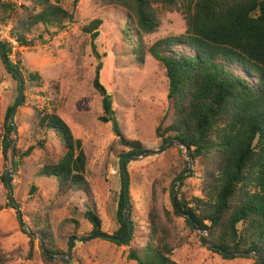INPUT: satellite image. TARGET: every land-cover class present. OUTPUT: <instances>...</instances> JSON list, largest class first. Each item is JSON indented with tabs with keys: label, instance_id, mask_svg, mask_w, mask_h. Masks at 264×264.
I'll return each instance as SVG.
<instances>
[{
	"label": "trees",
	"instance_id": "16d2710c",
	"mask_svg": "<svg viewBox=\"0 0 264 264\" xmlns=\"http://www.w3.org/2000/svg\"><path fill=\"white\" fill-rule=\"evenodd\" d=\"M16 1L0 0V24L13 20L10 36L18 47L35 46L37 41L30 35L39 25L53 37L74 22V11L62 6L63 0H22L32 6L22 5L21 12L15 7ZM102 1L127 11V28L131 31L127 34L140 43L137 52L142 51L141 57L145 54L144 37L156 33L160 27L154 4L175 7L183 2L186 33L158 40L148 48V54L164 71L168 84V108L156 128V137L164 142L180 140L185 145L187 158L201 168L202 196L177 197L178 208L188 217L180 215L174 204L173 211L193 230L192 219L205 233L208 249L223 259L248 258L254 259L256 264H260L261 259L264 264V0ZM77 4L78 0H75L74 8ZM38 7L42 9L37 11ZM102 24V20L95 19L84 28L93 43L100 35ZM39 39L43 37L39 36ZM3 43L12 66L23 78L24 90L41 87V75L26 69L18 53L17 60H13V44ZM102 68L101 62L96 69L94 87L103 97L104 114L99 120L109 123L116 120L115 111L112 96L104 94L100 82ZM54 88L58 90L59 85L55 84ZM31 121V137L36 144L26 150L16 147L13 151L15 165L22 166L24 159L35 149L47 150L52 133L59 147L58 150L52 148L54 156L45 160L40 174L57 179L60 196L82 186L88 173V157L82 140L75 137L54 107H34ZM12 133H15L14 126L9 127L8 136ZM117 135L119 145L128 149L122 158L146 152L140 140H129L119 126ZM178 148L183 155V150L180 146ZM183 162L184 170L175 175L174 182L182 181L189 169L187 159ZM152 201L144 255L138 249H131L127 261L178 264L172 259L171 229L156 206V191L152 194ZM10 206L16 209L13 203ZM124 207L122 187L117 210L119 227L113 233L118 238L126 237L129 231L122 219ZM164 214L170 224V213L165 210ZM85 218L93 227L92 235L104 234L103 222L98 215L87 211ZM27 226L33 241L39 240L46 262L54 263L46 251L52 256H67L57 247L49 224L37 221L34 227ZM3 261L0 248V264ZM56 263L71 264V261Z\"/></svg>",
	"mask_w": 264,
	"mask_h": 264
},
{
	"label": "rangeland",
	"instance_id": "374dc122",
	"mask_svg": "<svg viewBox=\"0 0 264 264\" xmlns=\"http://www.w3.org/2000/svg\"><path fill=\"white\" fill-rule=\"evenodd\" d=\"M63 0L61 5L74 11V22L59 35L50 37L42 25L36 27L30 38L37 41L30 48L18 47L11 38L13 20L0 24V40L11 42L12 59L17 53L22 65L29 71L38 72L43 80L41 87L24 90L23 103L15 115V133L8 136L12 125L8 112L17 103L19 85L8 73L0 55V248L3 264H59L46 262L39 240L30 237V225L36 222L49 224L54 232L57 247L63 253L70 252L71 264H137L128 262L131 249L144 255L149 233L148 214L152 208V194L156 191V206L171 229L170 242L174 247L172 259L178 264H256L254 259H223L202 244L200 232L189 228L185 219L174 214L172 202L176 174L184 170L185 151L180 154L176 147H166L162 152L130 161L131 220L134 223L132 239L128 245L119 246L114 241L96 238L88 242L79 239L92 236V225L85 218L92 211L102 220V231L113 235L118 229V201L122 190L121 159L128 152L119 145V137L113 122L102 123L103 97L94 87L96 69L103 63L100 82L107 94L112 96L115 119L129 140H140L146 152L158 150L163 140L156 137V128L167 108L168 84L164 71L148 54V48L158 40L186 33L187 23L182 13V4L166 7L154 4L160 20L157 32L144 37L142 51L140 43L127 28V11L121 6L102 0ZM186 2L187 0H183ZM17 11L22 5H31L22 0L14 2ZM42 8L38 7L37 11ZM95 19L102 20L100 35L93 43L84 28ZM132 34V33H131ZM42 36L43 39H39ZM139 54V55H138ZM143 59V60H142ZM58 84V90L54 85ZM57 109L68 123L75 137L83 142L88 157V173L85 183L64 196L58 194L56 178H47L40 171L48 157L54 156L52 148L58 150L59 142L50 133L47 150L35 149L32 155L17 166L13 149L26 150L36 144L31 137L33 108ZM8 140V150L5 142ZM189 166V164H188ZM194 174L192 175V173ZM10 175L14 200L20 205L22 218L29 231L23 230L19 213L10 206V191L3 180ZM177 187V197L202 196L201 168L193 165L190 173ZM32 191V194H31ZM172 218L168 224L164 211ZM124 212V210H123ZM61 257H65L64 255ZM65 260V261H66ZM62 261V262H65Z\"/></svg>",
	"mask_w": 264,
	"mask_h": 264
},
{
	"label": "water",
	"instance_id": "95a60500",
	"mask_svg": "<svg viewBox=\"0 0 264 264\" xmlns=\"http://www.w3.org/2000/svg\"><path fill=\"white\" fill-rule=\"evenodd\" d=\"M0 53H1V56L3 58V61H4L6 69L14 76V78L17 80V82L19 84L18 100H17V103L12 108L11 113H10V119H11L12 125H14V128L16 129L15 115H16V111H17L18 107L23 103V100H24V82H23L22 76L12 66L10 58L7 55L6 47H5L4 43L1 40H0ZM104 92H105L104 94L106 95L107 94L106 91H104ZM112 122H113V125H114V130L117 133L118 132L117 122L114 119H113ZM175 144L179 145L180 148L183 150V152L185 151V153H186L185 145L180 140L170 139V140H167V141L163 142L162 146L158 150H153V151H149V152H145V153H140V154H137V155H127V156H124L121 159L120 167H121L122 182H123L124 200H125V207H124V212H123L122 219H123L124 222L127 223L128 227H129V231H128L127 236L123 237V238H118V237H115L113 235H106V234H98V235H96L95 234V235H92L91 237H88V238L79 239L78 241H80V242H88V241H90L92 239L102 238V239H107V240L114 241V242H119V243H127V242H129L132 239L135 225H134V223L131 220L130 175H129V171H128V168H127V162L134 161V160L140 159L142 157H149V156L158 154V153L162 152L163 150H165L166 147L171 146V145H175ZM5 145H6V151H7L8 150V140H6ZM13 151H14V149H13ZM188 164H189V169L186 171L187 174L190 173L192 171V168H193V162H192L191 159H188ZM5 182H6V185H7L8 189H9V191H10L11 201L13 202L16 210L19 213V219H20L21 226H22L23 230L29 231V228H27V226H26V224H25V222H24V220L22 218L20 205L18 203H16V201L14 200V192H13V187H12V184H11V179H10V175L9 174L6 175ZM177 184L179 186L181 184V181L178 180ZM178 186H173V189H172V202H173L176 210L178 211V213L180 215H182L183 217H188L187 214L184 213L183 211H181L178 208L177 204H176V201H177V191H176V189H177ZM191 222L193 224V229L198 231V232H200L202 237H203V235L205 233L198 228V226L196 225V223L192 219H191ZM201 242L204 245H208L204 241L203 238H202ZM72 248H73V241L71 242L70 252H71ZM70 252H69V254H67L66 257L52 256L47 251H46V254H47V256H48V258L50 260L65 261L66 258H68V259L71 258ZM229 256H232V255L229 254ZM260 264H263L261 259H260Z\"/></svg>",
	"mask_w": 264,
	"mask_h": 264
}]
</instances>
